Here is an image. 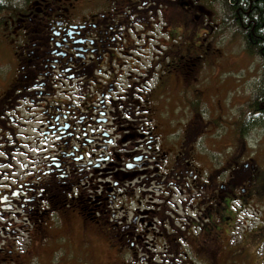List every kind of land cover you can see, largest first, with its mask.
Segmentation results:
<instances>
[{"label": "rangeland", "instance_id": "rangeland-1", "mask_svg": "<svg viewBox=\"0 0 264 264\" xmlns=\"http://www.w3.org/2000/svg\"><path fill=\"white\" fill-rule=\"evenodd\" d=\"M30 1L0 0L1 203H5L3 195L4 189H8L6 185L11 186L15 180H23L24 167H31L44 153L43 150L35 149L41 142L40 138L35 142V136L38 135L35 127L37 130L42 129L36 97V101L26 103L17 101L16 95L7 96L18 70L13 40L19 36L11 34L10 39L6 38L4 24H9V16ZM188 1L190 4L187 9L179 5V0H169L165 12L153 11L155 15L151 18L137 17L141 22L148 23L146 27L135 26L136 31L127 36L131 44L129 53L125 56L118 51V58L112 62V69L117 74L119 70L123 72L118 77L117 90L112 97L120 111L123 110L122 101H132V105H138L128 108L134 111L135 117L121 114V126L131 123L130 119H134L135 125L139 126L140 122L144 123L141 121L143 118L139 117L141 115L151 117L155 127L159 122H165L168 129L162 132L157 127L156 131L161 136L162 147L168 151L177 149L183 125L195 117L197 125L201 128L203 125L205 145L208 147L206 149L202 145L200 153L209 157L214 166L219 168L214 177L218 188L225 183V177H222L225 168L236 170L234 173H240L244 181L253 178L250 186L246 182L240 186V181L234 180L237 185L233 193L236 195L226 209L223 205L217 207L218 225L213 229H219L210 241L215 250L204 251V246L192 251L185 246L176 248V242L172 239V253L162 247V244H166L164 237H157L155 242L150 241L154 231L162 228V222L156 212L151 220L153 224L147 227L146 216L151 219L153 211L148 207V202L156 201L157 191L152 188L155 183H147L144 177L140 178L142 183L135 177L123 180L127 192L133 191L134 194L126 195L122 203L119 199L112 203L113 172L118 171L124 162V157L120 161L112 160L118 153L123 155L122 151L125 150L119 146H113L111 161H105L94 171H84L79 180L73 178V185L78 182L77 191L81 197L87 198V202L75 194L70 208H55L57 201L51 203L40 222L36 221L33 225H27L23 215L8 213L6 221L0 218V224L3 221L6 226L3 229L5 232L0 230V247L4 243H13L14 251L24 254L25 264H131L133 259H144L147 264L148 261L158 264H185L186 261L195 264H264V118L252 112V107H255L253 101L264 87L261 58L246 52L242 31L233 22L234 13L223 1ZM142 76L146 81H143ZM40 81L48 83L47 79ZM73 85L75 91H70L69 85H61L59 95L76 99L83 90L76 82ZM141 105L143 107H139ZM139 130L145 136L152 133L150 129L146 132L144 129ZM123 131L121 128L120 134L115 136L116 140L120 139V143L128 140H123ZM155 137H150L154 139V144ZM137 140L131 138L127 146ZM47 151L49 149L46 147ZM203 156H196L197 160L204 159ZM168 159L172 160L171 155ZM149 195L155 200L149 199ZM99 208L103 210L107 230L123 216L131 218L136 213L141 214L146 228H150L147 236H142L141 248H134L132 253L127 248H116L115 242L101 227L104 217L96 215ZM89 213L94 216L93 219L87 217ZM221 217L224 219L221 220ZM7 221L13 222V225ZM140 228L138 231H143ZM5 235L8 237L3 238ZM196 240L202 243L203 238ZM147 244L154 246H149L152 251L146 249ZM169 254L174 256L170 257Z\"/></svg>", "mask_w": 264, "mask_h": 264}, {"label": "flooded vegetation", "instance_id": "flooded-vegetation-1", "mask_svg": "<svg viewBox=\"0 0 264 264\" xmlns=\"http://www.w3.org/2000/svg\"><path fill=\"white\" fill-rule=\"evenodd\" d=\"M183 2L186 3L185 8H188L190 1ZM168 3L169 0H31L17 13L9 16L10 22L4 24L6 30L3 33L9 39L16 34L19 38L15 36L13 40L18 70L7 96L16 95L17 101L26 103L36 101V97L42 129L37 130L35 127L38 134L35 142L41 139L40 146L36 145L35 149L43 150L44 153L31 167H24L23 163V180H15L11 186L6 185L8 189H4L3 195L5 203L0 202V218L3 221H6V214L13 213L23 215L27 225H33L36 221L39 223L51 203L58 200L57 191L60 188L63 187L65 191L67 187L78 188V182L73 185V178L79 180L84 171H94L105 161H111L113 146H119L125 151H122L123 155L117 151L118 154L112 160L120 161L124 157V162L120 164L118 171L113 172L115 178H112V203L115 200L117 202V199L122 203L126 195L134 194L133 191L127 192L123 181L132 177L138 178L139 182L143 177L149 184L154 182L155 186L152 188L158 193L156 192L155 202H148V207L153 210L151 219L146 216L148 226L143 223L141 214L136 213L131 218L123 216L107 230L103 210L99 208L96 215L104 217L101 227L115 242L116 248H127L132 253L134 248L140 247L142 236H147L150 230L146 226L151 227L153 216L157 212L162 228L154 231L150 241L155 242L157 237H164L166 244H162V247L168 248L172 253V239L176 242V248L185 246L192 251L204 246V251L215 250L210 241L219 229H213L218 225L217 207H228L232 197L236 195L233 193L236 180L240 181V186L244 182L250 186L253 178L244 181L240 173H234L236 170L225 168L222 175L225 183L218 188L214 177L219 168L214 166L209 157L200 153L202 145L206 149L208 147L205 145L203 125L201 124L202 128L198 126L195 117L183 125L177 149L168 151L162 147L161 136L156 131L157 127L162 132L168 129L165 122H159L155 127L151 117L141 115L139 117L143 120H140L144 123L140 122L139 126L135 125L134 119L121 126L122 113L135 117L134 111L128 109L135 105H132V101L126 103L119 100L123 109L120 111L112 97L117 90L118 77L123 74L122 70L117 74L112 69V62L118 58V51L125 56L129 53L131 44L127 36L136 31L135 26L146 27L148 23L141 22L137 17L151 18L157 12H165ZM11 34L13 35L9 37ZM42 79H47L48 83L39 82ZM74 82L83 93L73 100L59 95L61 85H69L70 91H75L72 88ZM88 97L91 98L87 99ZM108 125L112 130H108ZM121 128L124 129L123 140H128L120 143V139L116 140L115 136L120 134ZM139 129H144L145 132L150 129L152 133L150 136L146 134V137ZM153 135L156 136L155 144L154 139L150 138ZM131 138L138 140L134 142L135 145L127 146ZM46 147L49 149L47 152ZM169 155L171 161L168 159ZM196 156H203L204 159L197 160ZM224 167L226 166H222ZM148 197L152 198L151 195ZM88 215L91 216L90 213ZM3 221L0 230L5 232ZM7 222L13 225V222ZM164 226H169L168 231ZM139 227L143 231L139 232ZM199 237L203 238L202 243L196 240ZM2 246L0 264H25V257H22L24 254L14 251L13 243H4ZM147 246V250H153L149 248L151 245ZM11 254L18 257H12ZM171 255L174 256L169 254L170 257ZM192 262L186 261L185 264H195ZM131 264L147 263L144 259H133ZM148 264L158 263L148 261Z\"/></svg>", "mask_w": 264, "mask_h": 264}, {"label": "trees", "instance_id": "trees-1", "mask_svg": "<svg viewBox=\"0 0 264 264\" xmlns=\"http://www.w3.org/2000/svg\"><path fill=\"white\" fill-rule=\"evenodd\" d=\"M233 11L234 24L242 31L246 52L261 58V65L264 69V0H221ZM30 3V2H29ZM187 9V8H186ZM173 55V54H170ZM180 61V58H178ZM252 107L254 114H259L264 118V87L253 101ZM64 190V191H63ZM58 200L55 208H70L73 205L72 196L81 197L77 188H68L67 191L62 187L57 191ZM76 194V195H75ZM68 198V199H67ZM83 201L87 202L81 197ZM94 205V203H93ZM81 209L80 206H78ZM93 219L92 216H87Z\"/></svg>", "mask_w": 264, "mask_h": 264}, {"label": "water", "instance_id": "water-1", "mask_svg": "<svg viewBox=\"0 0 264 264\" xmlns=\"http://www.w3.org/2000/svg\"><path fill=\"white\" fill-rule=\"evenodd\" d=\"M182 4H184L183 2H181Z\"/></svg>", "mask_w": 264, "mask_h": 264}]
</instances>
